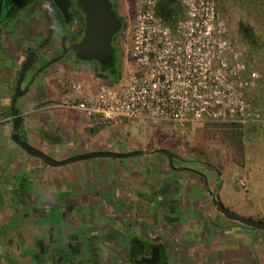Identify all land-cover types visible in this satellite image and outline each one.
<instances>
[{"label":"rangeland","instance_id":"rangeland-1","mask_svg":"<svg viewBox=\"0 0 264 264\" xmlns=\"http://www.w3.org/2000/svg\"><path fill=\"white\" fill-rule=\"evenodd\" d=\"M216 2L226 20L228 35L236 42L242 58L249 68L257 70L260 74L256 87L249 91L248 95L264 120V0H216ZM114 3L116 12L123 22L122 30L115 40L117 49L114 52V57L119 60L117 65L120 72L119 80L114 83L109 82L105 73H101L93 63H79L81 72L79 77L74 79L67 67L64 70L57 68L62 67L63 61H61L53 64L46 72L54 77L44 87L46 91L62 88L65 82L72 80L96 89L104 81L116 86L123 79L125 56L131 46L136 0H114ZM178 11L182 13L180 6ZM55 14V8L46 0L44 2V38L47 44L45 59L59 53L58 42L61 36H66L69 31L65 23H55L54 20L57 19ZM71 58L75 60V56ZM111 79L113 78L109 77V80ZM2 91L3 87L0 85V96ZM48 102L58 103L54 100ZM7 105L8 100L4 105L0 102V113L7 110L9 107ZM75 114L83 113L76 111ZM93 130L95 133L99 132L100 139L97 138V142L108 143L111 149L160 145L180 159L190 161L187 163L189 172L182 168L184 172L186 171L184 176H187V192L182 194L181 190L176 188L173 196V198L177 197L176 199L162 200V202L173 200L172 206L175 208L180 206V208L174 210L167 204L160 203L159 192L153 193L157 184L156 174L145 171V177H142L140 171L137 174L129 173L137 164L135 162L138 158L147 155L125 159L109 157L94 159L115 162L119 165L117 170L110 165L109 168L93 165L89 169V175L99 181L98 184H103L102 186L95 184L98 187L91 185V191L93 188L97 190L96 195L82 197L78 195L86 193L84 189L69 190L68 188L74 185L73 175L69 173L61 174L59 177L61 191L57 190L55 185L49 189L48 195L38 197L36 190L30 189L28 197L34 203L33 207L41 211L35 210L29 217L25 215L28 210L12 198L15 182L11 184L8 178L12 177L13 171L3 172L0 184L2 232L0 264H30V260L25 258L17 244L24 242L28 248H32L33 242L41 236L37 217L47 207H56L60 214L61 211H69L63 219L53 211L50 214L55 217L60 227L70 228L68 231L80 237L83 249H87L85 239L87 234L95 241V260L91 264L127 262L120 238L124 239L126 235L134 237L135 230L149 240L155 239L164 243L169 250L172 264H233V258L237 260L235 264H250L255 261L256 264H264V232L242 228L238 223L227 220L215 210L209 196V192L215 193L231 211L245 217L264 220V122L242 125L238 128L229 124L205 123L192 126L182 132L177 128L172 129L168 125L148 120L133 122L122 120L118 123L98 120L93 124ZM122 161L134 165L121 166ZM0 166L3 168L2 164ZM140 166L143 165L139 164L137 167ZM173 166L186 165L174 161ZM178 174L179 178L183 176L181 173ZM81 175L85 177L87 173L78 174V178ZM202 175L206 176V184ZM22 176L25 177L24 174ZM238 177L245 179V188L239 185ZM104 180L109 181L100 183ZM162 182L164 189L175 187L172 178L163 179ZM25 186L28 188L32 183L28 181ZM95 190L92 192L95 193ZM56 191L62 197H70L62 198L60 195L57 197L54 195ZM22 192L19 188L16 194L20 195ZM44 192H47V189H44ZM143 195L148 197L144 198ZM180 195L188 197L186 199L181 197L179 202ZM36 199L42 202H37ZM85 202L91 203L92 206L84 207L85 212H94V215L86 220L88 229L83 217H76L74 214L75 210L78 211L77 203ZM177 214L186 219L187 233H184L185 225L178 222ZM163 215L172 218L171 223H178L174 226L168 224ZM188 234H193L195 237L191 239ZM249 246L256 248H252L250 254L247 252ZM89 260L82 251L76 255L74 264H88Z\"/></svg>","mask_w":264,"mask_h":264},{"label":"built area","instance_id":"built-area-1","mask_svg":"<svg viewBox=\"0 0 264 264\" xmlns=\"http://www.w3.org/2000/svg\"><path fill=\"white\" fill-rule=\"evenodd\" d=\"M176 1L182 13L169 24L157 12L159 0H136L123 79L96 89L65 82L66 108L94 123L148 120L182 132L205 123L264 122L246 96L260 74L228 35L216 0ZM237 180L245 188V179Z\"/></svg>","mask_w":264,"mask_h":264},{"label":"crops","instance_id":"crops-1","mask_svg":"<svg viewBox=\"0 0 264 264\" xmlns=\"http://www.w3.org/2000/svg\"><path fill=\"white\" fill-rule=\"evenodd\" d=\"M18 63L19 60L16 61L13 67H9V70L6 69L0 75V85L3 87V93H1L0 102L3 105L6 103L7 100L8 105L10 104L9 101L15 82L16 68ZM65 67L68 68L67 70H69L68 72L71 77H73L74 79L79 77V74L81 72L80 64L71 65L69 64V62H62V67L57 68L59 70H64ZM47 71L41 74L39 78H37L35 82H33L28 92L24 96L19 98L17 101V107L22 116L20 135L22 136V138H24L23 140H26L33 147L45 152L55 160H63L71 156L96 150L129 152L133 150H151L154 148H164L160 145H143L137 147L124 146L123 148L111 149V145L108 143L101 142L99 144L97 142V138L100 139V135L99 132L95 133L93 130L94 122L91 121L84 114L76 115L75 110H69L64 105V101L67 96V92L64 88V85L62 86V88L52 89L51 92L46 91L44 87L49 84L53 77L52 75L46 73ZM57 76L59 75H56V77ZM51 86L53 88L54 84L52 83ZM51 100L58 101V103L48 102ZM11 133L12 118L9 113V107H7L6 111L0 113V165H3V168L0 169V184L2 182L3 172L7 173L8 171L11 173V171H13V174L11 175L12 177L8 178L11 184L19 175L24 174L27 182L29 181L32 183V186H29V188L36 190L38 197L44 196L46 194L48 195L49 189L55 185L56 189L61 191L59 185V177L61 174L64 173H69L73 175L72 181L74 185L71 188L69 187V190L72 189L76 191L84 189L86 193L78 195L82 197L91 196L92 194L96 195L97 190H95L93 187H98L95 184H98L99 181H96L94 177L89 175V169L93 165L107 168H109L110 165L113 166L115 170H117L119 166L115 162H105L90 159L72 162L59 167H51L43 163L40 159L29 156L20 147L14 144L11 140ZM135 163L137 164L131 169V172L129 171V173L137 174V172L140 171L142 177H145V171L156 174L155 179L157 181V184L153 193L159 192L158 198L160 200V203L163 205H171L174 210L180 208V206H178V208L172 206L171 203H173V200L169 202H162V200H165V198L172 199L175 194L174 191L176 188L177 190H181L182 194H185L187 192V176H184L186 171L184 172V170H180L179 172H177V170L172 169L169 165L168 158L162 154L142 156L141 158H138L137 162ZM139 164L143 166L137 167ZM120 165L131 167L134 164L131 162L122 161L120 162ZM83 173H87V175L85 177H82L81 175V177L78 178V174ZM178 173H181V175L183 176L179 178L177 176L179 175ZM166 178H172L174 180L175 187L173 189L171 187H166L167 189H164L165 187L163 185L162 180ZM105 181L109 180H104L100 183H105ZM93 184L95 186H92V191L95 190V193H93L90 189L91 185ZM98 185L102 186L103 184ZM44 189H47V192H44ZM54 195H56L57 197L59 195L61 196V194L57 191ZM143 197L145 198L148 196L143 195ZM181 197L183 199H186L188 196L180 195V197L178 198L179 202ZM176 198L177 197H174L173 199ZM163 217L166 219L164 215ZM178 219V222H182L183 225H185L183 229L184 233H187L185 230L186 219L182 217H178ZM177 223L174 224L168 222V224L172 226L176 225ZM191 235L193 234H188V237H191V239L195 237V235ZM152 241L161 243L159 240L155 239H152ZM162 244L164 245V247H166L164 243ZM252 248H255V246H249V250L247 251L249 254L252 252ZM169 261L172 264L170 257ZM236 261L237 260L233 258V264H235ZM250 264H256V261L250 262Z\"/></svg>","mask_w":264,"mask_h":264},{"label":"flooded vegetation","instance_id":"flooded-vegetation-1","mask_svg":"<svg viewBox=\"0 0 264 264\" xmlns=\"http://www.w3.org/2000/svg\"><path fill=\"white\" fill-rule=\"evenodd\" d=\"M46 0H0V75L7 69L9 70L11 66L13 67L17 60L19 63L16 68V77L14 86L16 83L17 76L21 70L23 63L26 61L29 55L33 56V63L30 70L27 72L26 77L23 81L22 88L26 87L29 84V81L32 77L35 76L34 82L41 74L47 71L53 64L63 62H69L71 65L79 64V63H93L98 69H101L99 64L95 61L86 62L80 61L75 58L72 60V56H75V52H73L69 47L72 44L78 43L84 32L85 27V17L80 4L77 0H70L69 4V13L71 15V22L66 24L68 26L69 31L66 34V42L65 46L68 48L67 53L64 58L61 60L49 65L44 69V65L48 63L51 59L59 56L62 52V38L58 42L59 53L53 55V57L45 59V50L46 47V39L44 38V2ZM50 1L53 5V0ZM174 0H159L158 6L166 11L167 14H170V7L173 4ZM112 4V8L115 9L114 0H110ZM55 5V4H54ZM57 8V7H56ZM58 9V8H57ZM119 16V15H118ZM120 19V17H119ZM64 21V20H63ZM121 21L120 30H122L123 22ZM41 28V30H40ZM39 29V30H38ZM118 31L112 39L113 45V57L112 63L110 66L105 68V75L109 78L114 75V71L117 70V64L114 61V52L117 49L115 45L116 37L120 34L121 31ZM34 53V55H33ZM71 59V60H70ZM10 67V68H9ZM39 69L42 71L38 72ZM114 70V71H113ZM33 84V83H32ZM31 84V85H32ZM30 85V87H31ZM14 86L12 90V94L14 92ZM29 87V88H30ZM11 94V96H12ZM11 98V97H10ZM23 139V138H22ZM175 155V154H174ZM174 161H180L182 164L186 166L175 167V170H182L181 168H188L187 163L182 159L175 155ZM1 169V166H0ZM189 169V168H188ZM189 172V170H186ZM15 182V183H14ZM14 188L12 191V198L20 203L23 208L28 210V213L25 214L29 217L35 210H38L33 207L34 203L31 198L28 197L30 193V188L25 185L28 183L26 178L22 175H19L14 181ZM21 189L23 192L18 195V189ZM62 197V196H61ZM69 197V196H66ZM65 196L62 198H66ZM28 200V204L26 202ZM36 201H41L36 199ZM1 205V201H0ZM85 205V206H83ZM88 205V206H86ZM84 207H92L91 203H77V207L74 212L75 216L83 217L84 222L89 219L94 212H85ZM80 209V210H79ZM22 210V209H21ZM36 211V212H37ZM53 211L57 215H59L62 219L65 218V214L67 211H61L59 213L56 207L49 208L47 207L40 216L37 217V225L40 229V237L36 238V240L32 244V248H28L26 243L21 242L17 244V247L21 249L25 258L30 260V264H74V260L77 254L85 253L90 260L88 264L94 263V253L96 252L95 241L92 240L90 235L87 234L85 239L87 241L86 247L87 249H83V244L76 234L72 233L70 228L60 227L58 223H56L55 217L50 213ZM18 215V214H15ZM14 216V215H13ZM12 216V217H13ZM11 222V221H10ZM24 222V221H22ZM44 226V228H43ZM87 228V223H86ZM88 229V228H87ZM130 232V231H129ZM129 232H127L129 234ZM0 234H2L0 229ZM22 241V236H19ZM144 236H141L138 233V230H135L134 237H124V239L120 238V243H122V248L126 254V260L123 264H141L139 262V258L145 261V264H148L147 261L150 260L154 253H157L156 248L159 250V246H155V241L151 242L154 244L156 248H150L146 250L143 245ZM125 240V242L123 241ZM124 244V245H123ZM51 249V250H50ZM0 254H2V248L0 246ZM168 256L167 252L165 254ZM159 257H155V261L153 264H161Z\"/></svg>","mask_w":264,"mask_h":264},{"label":"water","instance_id":"water-1","mask_svg":"<svg viewBox=\"0 0 264 264\" xmlns=\"http://www.w3.org/2000/svg\"><path fill=\"white\" fill-rule=\"evenodd\" d=\"M80 4L82 12L85 17V27L81 40L72 44L69 49L75 52V58L80 61L91 62L95 61L99 64L100 68L105 69L112 63L113 57V45L112 39L115 34L120 30L121 21L116 11L112 9V4L110 0H77ZM53 3L60 11L64 23L69 24L71 22V15L69 13L70 0H53ZM66 36L62 38V52L59 56L51 59L48 63L44 65V69L49 65L61 60L65 57L68 48L65 46ZM34 55V53H33ZM33 63V56L29 55L26 61L23 63L21 70L17 76L16 83L14 86V92L10 98L9 113L12 118V133L11 140L14 144L20 147L26 154L31 157L40 159L43 163L51 167H59L72 162L90 160L95 158H115V159H125L141 155H153L162 154L166 156L169 160V165L172 169L173 159L175 157L174 153L166 148H154V149H143V150H133L129 152H114V151H91L78 154L75 156L68 157L63 160H55L45 152L33 147L26 140L22 139L20 135V128L22 124V116L17 107V101L19 98L24 96L30 85L34 82L35 76L31 78L29 84L22 88L23 81L26 77L27 72L30 70ZM42 71L39 69L38 72ZM186 163L190 161L183 160ZM182 169V168H181ZM188 170V168H184ZM182 169V170H184ZM220 174V173H219ZM206 184V176L202 175ZM212 205L215 210L220 213L227 220L236 222L242 226L251 228L256 231L264 232V220L254 219L250 217L242 216L236 212L231 211L226 208L221 202L217 194L209 192ZM157 254L147 261L148 264H153ZM141 264H145L142 258H139Z\"/></svg>","mask_w":264,"mask_h":264},{"label":"trees","instance_id":"trees-1","mask_svg":"<svg viewBox=\"0 0 264 264\" xmlns=\"http://www.w3.org/2000/svg\"><path fill=\"white\" fill-rule=\"evenodd\" d=\"M179 3L176 1V0H174L173 1V4L171 5V7H170V14H167L166 13V11H164V10H162L159 6L157 7V12H158V14L159 15H161L163 18H164V20L167 22V23H169V24H173L174 22H175V20L181 15V13H180V11H178V9H179ZM53 7L55 8V10H56V14H55V16H56V18L57 19H55L54 21H55V23H57L58 24V22H61L62 24L64 23V21H63V17H62V15H61V13H60V11L56 8V6L53 4ZM181 7V6H180ZM113 9V8H112ZM114 11H115V9H113ZM121 31V30H120ZM114 61H115V63L118 65L119 64V60L118 59H116L115 57H114ZM99 71L101 72V73H106V71H105V69H99ZM114 71V70H113ZM112 78L113 79H111V80H109V78L106 76V80H108L109 82H112V83H114V82H117L118 80H119V78H120V72H119V70L117 69V70H115L114 71V75L112 76ZM249 92H247V94H246V96H247V99L253 104V106L255 107V105H254V103L250 100V97H249ZM230 126H232V127H235V128H238V127H241L242 125H236V124H229ZM24 139V138H23ZM168 207H171V205L169 206V205H167ZM167 207V208H168ZM172 208V207H171ZM168 213V212H167ZM166 217V220H167V222H169V223H171L172 221H173V219L172 218H169V217H167V216H165ZM177 217H181L179 214H177ZM239 226L240 227H242V228H247V229H251V228H248V227H245V226H242V225H240L239 224ZM142 240H143V245H144V248L146 249V250H148V249H150V248H156V247H154V244H156L155 246H159V250L156 248V250H157V253H154V254H157L158 255V257L161 259L160 260V262H161V264H171L170 263V261H169V256H166L165 254H166V252H167V254L169 255V253H168V250H167V248L166 247H164V245L162 244V243H159V242H155L154 244L151 242V240H149L148 238H141Z\"/></svg>","mask_w":264,"mask_h":264}]
</instances>
